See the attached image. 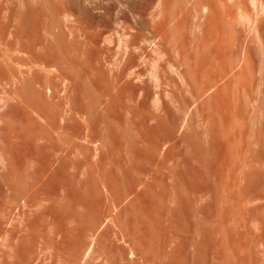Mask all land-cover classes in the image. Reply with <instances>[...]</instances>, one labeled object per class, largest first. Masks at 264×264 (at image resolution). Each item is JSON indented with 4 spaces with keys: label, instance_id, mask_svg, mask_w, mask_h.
I'll list each match as a JSON object with an SVG mask.
<instances>
[{
    "label": "rangeland",
    "instance_id": "374dc122",
    "mask_svg": "<svg viewBox=\"0 0 264 264\" xmlns=\"http://www.w3.org/2000/svg\"><path fill=\"white\" fill-rule=\"evenodd\" d=\"M232 3L212 126L160 54L0 0V264H264V0Z\"/></svg>",
    "mask_w": 264,
    "mask_h": 264
},
{
    "label": "bare ground",
    "instance_id": "6f19581e",
    "mask_svg": "<svg viewBox=\"0 0 264 264\" xmlns=\"http://www.w3.org/2000/svg\"><path fill=\"white\" fill-rule=\"evenodd\" d=\"M65 1L68 4L69 16H73V17L75 16L76 18L81 20L84 24L97 28V30H99L102 34L114 33V34H120L124 38L127 37L128 39L131 38L132 42L131 40L129 41L131 42V44L128 43L129 46H127V50L132 48L134 54L137 53L139 57L145 58L146 56L147 58V47L149 48V50L160 54L163 58H165L163 61L165 62V64H167L166 67L172 69L181 80L184 81L186 80L185 82L188 84L187 86L191 85L190 87L197 97H203L204 95L210 93L211 91H216L215 88L218 86L219 82L221 80H224L226 77L227 78L230 77L229 75L234 69L233 60L230 59L232 58L231 53H230L231 55L230 58H228L227 56L229 55V52L231 51L233 52V49L231 47L233 43L231 41L232 38L231 9L233 6L232 3L233 0H65ZM3 8H5V6ZM9 50L11 49L9 48ZM4 51L2 50L3 57H5ZM23 55L25 56V54ZM129 55L130 57L131 55L132 57H135L133 56V52H131V54ZM6 58L8 59L7 55ZM9 58H12V56ZM133 64L134 62L132 63V65ZM21 67H23L22 64ZM21 67H18L19 69H17V71L18 70L21 71ZM131 74L137 75L138 73H134L133 71V73L131 72ZM199 74H201V78H200L201 80H199L200 83L198 81L199 84H194L195 85L194 86L193 83H195L197 78L200 77ZM254 81L255 80L253 79L252 82ZM250 84L253 83H249L247 84V87H244L245 88L244 90H246V92L243 90L244 93L246 94V95L244 94L243 96H247L245 97L247 99V102L245 101L246 105L249 102H251L252 98L254 97V95L252 94L253 97L251 96L250 98L251 92L250 93L248 92L249 89L248 85ZM226 85L228 86L230 84L227 83ZM228 92L229 94H232V92L231 93L230 91ZM253 92L254 91H252V93ZM220 94H221L220 92L218 93L216 92L214 96L213 94H211L212 95L211 98H208L209 94L206 95L208 100L209 99L210 100L204 103L203 112L206 116L205 117L206 120L208 119V122L210 121L212 123V126H214L213 124L217 125L222 119L223 120L226 119L224 118V115L226 116L227 113L226 114L223 113V111L225 112L226 110L220 109L223 108L224 102L223 103L220 102L221 104H223L222 107L212 108V106L214 105L213 102H215V106H218L219 104L217 105V103L219 99L220 98L222 99V97H224L225 95V94L224 95L221 94L222 97H220L219 96ZM227 94L228 93H226V95ZM204 98L205 96L203 97V99ZM225 98L226 97H224V99ZM231 98L230 100L232 101ZM230 100L228 103H230ZM233 102H235V100ZM239 104H242V102H240ZM206 105L209 106L207 107ZM246 105L244 107L245 109L246 107H248ZM230 117L231 116H229V118ZM216 131L214 132L213 130L212 132L216 134Z\"/></svg>",
    "mask_w": 264,
    "mask_h": 264
}]
</instances>
